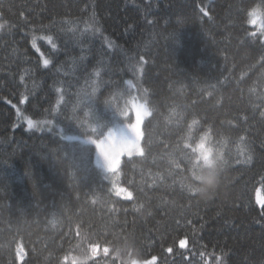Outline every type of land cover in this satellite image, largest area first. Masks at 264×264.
I'll return each instance as SVG.
<instances>
[{"label":"trees","instance_id":"obj_1","mask_svg":"<svg viewBox=\"0 0 264 264\" xmlns=\"http://www.w3.org/2000/svg\"><path fill=\"white\" fill-rule=\"evenodd\" d=\"M254 5L264 13V0H0V264L98 255L99 264L151 255L204 264L221 249L228 264L264 261L254 191L264 175V38L247 22ZM97 82L92 108L77 104L73 94ZM133 96L149 114L142 152L119 161L131 198L112 191L93 144L29 129L15 113L98 139L132 121ZM210 129L204 165L193 146Z\"/></svg>","mask_w":264,"mask_h":264},{"label":"rangeland","instance_id":"obj_2","mask_svg":"<svg viewBox=\"0 0 264 264\" xmlns=\"http://www.w3.org/2000/svg\"><path fill=\"white\" fill-rule=\"evenodd\" d=\"M253 7L258 8L261 11L258 5L252 6L248 11H250ZM248 19L249 18L247 17V20ZM250 25L255 31L260 32L261 37L264 38V33H262L260 29V28H264V24H256V25L250 24ZM40 55L42 54L40 53ZM41 57H44V56H41ZM44 59L45 58H42V60ZM128 81H131V80L127 79L126 82ZM130 85L133 86L132 81ZM137 91H140L138 86H136V92ZM131 99L132 97L129 99V101H131ZM136 101L138 105L136 109L137 121L139 122L140 127L138 124L136 128V132L133 134L135 136V140L132 139L131 132L127 128V124L135 123V120H136L135 109L132 108L131 103H129V109L133 114L132 121L128 123H120V124L114 125L110 129H108L102 137L98 139H95L91 136H82V135H78L74 133L65 132L59 124L54 123L53 121L49 119H44V118H41V119L32 118V120L36 122V127L32 129H37V130L46 129L49 131L52 130L56 132L57 134H59L64 139H76L83 143L95 144L96 147L93 145L95 147L94 164L101 170L104 178L110 182L111 189L116 195L123 197V198H129L128 193H131L130 190L126 186L120 184L117 181L119 161L124 155L129 156V155H134V154H140L142 152V147L140 143L141 123H142V120L149 114V108L146 102L138 98H136ZM145 105L147 107H145ZM15 113H16L17 118L23 121L26 127L29 128L27 125V120L31 118L27 117V115H25L19 108L17 109L16 107H15ZM49 121L51 123H49ZM122 131L125 134H127V136H122L121 135ZM207 140L208 138L202 140V138L200 137L197 143L193 146L199 159L204 165H209L211 163V159H210L211 149H210V146ZM101 142H103V144L105 145L104 153H102L100 149ZM121 150L125 151L126 153L120 156ZM255 200L257 204L259 203L261 204L264 200V195L259 190H257V192L255 193ZM97 250H100V249L94 248V251H97ZM149 258L142 259V260L135 259L131 261V264H150L152 262L149 261Z\"/></svg>","mask_w":264,"mask_h":264},{"label":"snow or ice","instance_id":"obj_3","mask_svg":"<svg viewBox=\"0 0 264 264\" xmlns=\"http://www.w3.org/2000/svg\"><path fill=\"white\" fill-rule=\"evenodd\" d=\"M201 12L205 16L209 15V12L204 10V9H201ZM21 15L23 16V13H21ZM247 17L249 18L247 20V22L249 24H252V25L264 24V13H262L256 7H253L250 11H247ZM6 23H7V21H5L4 23H0V29H4ZM149 23H151V21H149ZM260 29H261L262 33H264V28H260ZM96 31L99 32L100 30L96 29ZM171 35H174V33H172ZM252 35L255 36V33H252ZM42 39H46L49 43H51V47H52V49L54 51L58 50V45L55 42H53V39H54L53 36L42 37ZM32 44H33V47H35V38H33ZM261 47H264V41H261ZM141 59H143V58H141ZM261 61L264 62V56H261ZM51 64H52V60L51 59H44L43 60V66L45 68H47ZM261 68H264V63H261ZM65 75H67V73H65ZM92 75H94L95 77H100L101 76V71L98 70V69H94ZM85 82H87V73L85 75ZM127 83L131 84V81H128ZM67 87L71 88L72 85L69 83L67 85ZM98 90H100L99 82H97L95 84V86L92 88L91 92H85L82 89L77 91L76 93L73 94L76 97V103L81 105L83 108L91 109L92 108L91 105H92L93 101L95 100V97H96V94H97ZM57 91L60 92L62 90L58 88ZM62 99H63V97H62ZM21 102H25V101H21ZM9 103H10V101H9ZM104 103L106 105H111L110 100L107 99V98L105 99ZM129 103H131L132 108L135 109L136 120H135V123L127 124V128L131 132L132 139L135 140V136L133 134L136 132L137 125L139 124V122L137 121V111H136V109H137L138 105H137L136 98L132 97V99H131V101H129ZM14 107H15V105H14ZM145 107H147V106L145 105ZM124 114L125 113H121V115H124ZM260 114H261V116H264V112H261ZM70 119H72V118H70ZM72 120H74V119H72ZM74 121L76 122V124L78 123L76 120H74ZM49 123H51V122L49 121ZM192 123L194 124V123H196V121L193 120ZM27 125H28L29 129H31V128L36 127V122L33 121L32 119H28L27 120ZM139 127H140V124H139ZM211 133H212L211 129L209 131L204 132V134L201 136L202 140L209 138ZM121 135L122 136H127V134H125L123 131L121 132ZM239 139H240L241 142L244 141V137H242V136ZM93 145L96 147L95 144H93ZM100 149H101L102 153L105 152V145L103 144V142H101V144H100ZM124 153H126V152L121 150L120 156L122 154H124ZM251 161H252V156L249 155L247 157V162H251ZM237 163H239V161H237ZM258 183H259V187H255L254 188L255 193L257 192V190H259L260 192L264 191V175H260V180H259ZM131 195H132L131 193H128V197L129 198H131ZM260 206H261V208H264V204H260ZM261 215L264 216V212H262ZM189 223H191V221H189ZM182 242H183V244H182ZM186 246H187V239L186 238L180 239L178 241L179 249H184V248H186ZM173 251H174L173 247H168L166 249V252L168 254H173ZM221 252H222V255H216L215 252H212V255L210 256L211 257V261H209V259H208V260H206L204 262V264H212L213 260H215L217 262V264H228V262H227L228 253L224 252L223 249H221ZM177 254L182 255V253H177ZM200 255L203 256L204 253L201 252ZM24 256H25V253L22 254V258L17 256L16 259L23 260ZM102 259H103V257L99 256V255L95 256V257H92L91 261H90V264H99V262ZM159 259L160 258L157 255H151L150 258H149V261L153 262V264H158ZM185 259H187V258H185ZM25 264H28V262L25 261ZM187 264H192V262L188 261ZM261 264H264V261H261Z\"/></svg>","mask_w":264,"mask_h":264}]
</instances>
